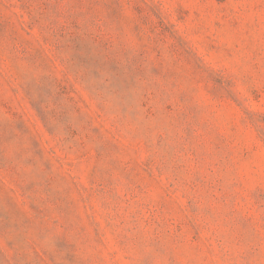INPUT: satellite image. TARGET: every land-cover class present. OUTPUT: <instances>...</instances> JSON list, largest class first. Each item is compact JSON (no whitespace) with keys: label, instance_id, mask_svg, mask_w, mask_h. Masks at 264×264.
Returning <instances> with one entry per match:
<instances>
[{"label":"rangeland","instance_id":"obj_1","mask_svg":"<svg viewBox=\"0 0 264 264\" xmlns=\"http://www.w3.org/2000/svg\"><path fill=\"white\" fill-rule=\"evenodd\" d=\"M0 264H264V0H0Z\"/></svg>","mask_w":264,"mask_h":264}]
</instances>
